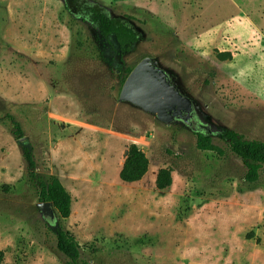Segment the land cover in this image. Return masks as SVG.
I'll return each instance as SVG.
<instances>
[{"label": "rangeland", "instance_id": "1", "mask_svg": "<svg viewBox=\"0 0 264 264\" xmlns=\"http://www.w3.org/2000/svg\"><path fill=\"white\" fill-rule=\"evenodd\" d=\"M138 35L123 55L100 48L62 0H0L1 264H72L62 225L90 264H264V170L254 184L223 128L264 141V0H95ZM146 56L172 75L223 154L195 130L119 101L122 76ZM10 116L26 139H16ZM151 168L119 178L130 143ZM37 160L36 180L23 157ZM156 167L171 187L157 189ZM56 177L72 212L45 215L37 182Z\"/></svg>", "mask_w": 264, "mask_h": 264}, {"label": "trees", "instance_id": "2", "mask_svg": "<svg viewBox=\"0 0 264 264\" xmlns=\"http://www.w3.org/2000/svg\"><path fill=\"white\" fill-rule=\"evenodd\" d=\"M67 9V8H66ZM91 15L94 17L97 27L107 34L113 31L117 34L119 41L131 39L136 40L134 31L124 25L118 23L105 10L98 8H91ZM135 66H128L125 68L122 82L124 83L128 75L131 73ZM12 128L11 132L16 139H20L25 136L24 130L21 124L15 120L13 116H10ZM197 146L201 150L216 151L219 154H223L222 148L215 144L211 136L199 132ZM220 137L223 138L229 144L232 152L238 156L244 163L246 171L244 174V180L247 183L254 184L261 178L264 170V141L259 139L247 138L244 134L229 128H223L220 133ZM23 157L25 159L29 177L32 180H36L35 169L37 168V160L30 148H24ZM150 159L146 153L138 146L137 143H130L128 146L127 157L123 163V166L119 172V178L128 183L140 181L146 175L149 170ZM172 169L169 167H162L158 170L155 185L159 190H165L171 187L173 183ZM38 196L41 201H51L53 206L63 218H69L72 212L73 198L70 191L54 176L49 177L48 180H41L36 183ZM56 246L72 264H80L79 261L82 255V246L72 234L71 231L65 229L62 225H59L55 229ZM5 251L0 250V264L3 262ZM81 264H90L87 260H82Z\"/></svg>", "mask_w": 264, "mask_h": 264}, {"label": "water", "instance_id": "3", "mask_svg": "<svg viewBox=\"0 0 264 264\" xmlns=\"http://www.w3.org/2000/svg\"><path fill=\"white\" fill-rule=\"evenodd\" d=\"M167 76V71L157 66L153 57H144L126 78L119 101L133 104L145 112L156 115L160 122L170 124L171 105L174 102L192 104V100L187 95H183ZM24 139L25 136L20 138L21 141ZM38 207L50 218L56 217V209L51 201H41Z\"/></svg>", "mask_w": 264, "mask_h": 264}, {"label": "flooded vegetation", "instance_id": "4", "mask_svg": "<svg viewBox=\"0 0 264 264\" xmlns=\"http://www.w3.org/2000/svg\"><path fill=\"white\" fill-rule=\"evenodd\" d=\"M64 7L73 14V16H78L83 22L88 24L91 27V30L95 34V38L100 46L108 55L116 54L118 56L123 55L124 52L128 51L136 44L138 35L136 33L133 25L127 20L125 16H118L113 18L116 19L118 23H123L124 25L130 27L135 35L136 40L126 39L123 42L119 41L118 36L115 32L110 31L107 34H104L100 28L96 25L94 17L91 15V8H101L102 6L95 0H62ZM157 66H160L155 61ZM161 67V66H160ZM163 68V67H162ZM165 69V68H163ZM168 73L167 79L171 80L181 91L183 95H186L181 88L178 86L177 82L173 78V75L165 69ZM191 99V98H190ZM170 117H172V122L170 124H176L179 122H184L190 127H192L196 133L202 132L201 128L207 129L208 132H212V128L206 125V120L202 116V113L199 110L194 109V102L192 104L183 103V102H174L170 108Z\"/></svg>", "mask_w": 264, "mask_h": 264}, {"label": "crops", "instance_id": "5", "mask_svg": "<svg viewBox=\"0 0 264 264\" xmlns=\"http://www.w3.org/2000/svg\"><path fill=\"white\" fill-rule=\"evenodd\" d=\"M150 168H151V163H150V165H149V170H150ZM159 169H160L159 167H156V169H155V172H154V178H153L154 182H155L156 175H157V172H158ZM149 170H148V172H149ZM148 172H147V173H148ZM147 173H146V174H147ZM143 178H144V177H143Z\"/></svg>", "mask_w": 264, "mask_h": 264}]
</instances>
